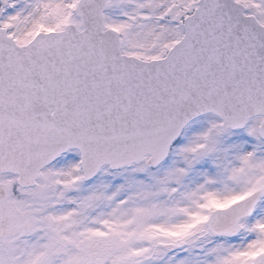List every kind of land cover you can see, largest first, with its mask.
<instances>
[{
  "label": "snow or ice",
  "instance_id": "snow-or-ice-1",
  "mask_svg": "<svg viewBox=\"0 0 264 264\" xmlns=\"http://www.w3.org/2000/svg\"><path fill=\"white\" fill-rule=\"evenodd\" d=\"M0 264H264V0H0Z\"/></svg>",
  "mask_w": 264,
  "mask_h": 264
}]
</instances>
